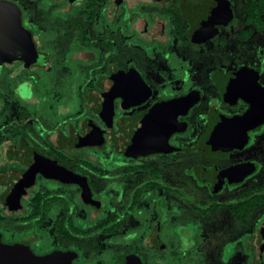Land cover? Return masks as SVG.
<instances>
[{"label": "flooded vegetation", "instance_id": "af4514ba", "mask_svg": "<svg viewBox=\"0 0 264 264\" xmlns=\"http://www.w3.org/2000/svg\"><path fill=\"white\" fill-rule=\"evenodd\" d=\"M210 1L0 0L25 32L0 43V245L66 264H264V118L247 123L227 79L250 68L212 59L232 14L202 27ZM49 5L63 31L77 15L76 42L45 43ZM218 118L236 141L212 149Z\"/></svg>", "mask_w": 264, "mask_h": 264}, {"label": "water", "instance_id": "95a60500", "mask_svg": "<svg viewBox=\"0 0 264 264\" xmlns=\"http://www.w3.org/2000/svg\"><path fill=\"white\" fill-rule=\"evenodd\" d=\"M203 24L202 27H211L212 23L217 22L214 18L219 20H226L230 16V11L228 9L227 0H211L203 9ZM0 43H16L24 36V31L21 28L19 20V12L17 8L11 4H0ZM28 39V38H27ZM256 72L242 68L238 71L228 75L227 79L233 84L240 86L239 94L249 102L251 109L248 113V122L250 125L252 123H257L264 118V89L261 88L254 77ZM249 76V78L247 77ZM115 96L114 88H110L109 91V103L111 99ZM108 103V104H109ZM108 107V106H107ZM163 108V105L155 108L150 114L155 115L156 112L160 111ZM110 118L111 113H108ZM220 118L214 121L213 130L210 137L211 148L214 149L216 141L225 142V140L236 139L230 134H223L222 127H219ZM256 125V124H255ZM218 127V128H217ZM253 127V126H251ZM245 134V132H242ZM229 136L231 137L229 139ZM241 137V136H240ZM239 139V138H237ZM241 139H243L241 137ZM246 140V134L244 136ZM244 142V141H243ZM240 143L239 145H241ZM227 145H225L226 148ZM236 145H231L234 147ZM70 180H75L79 182L78 178L75 176H70ZM82 185V184H81ZM83 186V185H82ZM87 187V186H86ZM0 264H66V260L69 258L64 254H51L44 257L35 256L30 251L23 249L22 247H13V246H3L0 245ZM3 259V261H2ZM119 264H141L135 257L128 256L122 258L118 261Z\"/></svg>", "mask_w": 264, "mask_h": 264}, {"label": "rangeland", "instance_id": "374dc122", "mask_svg": "<svg viewBox=\"0 0 264 264\" xmlns=\"http://www.w3.org/2000/svg\"><path fill=\"white\" fill-rule=\"evenodd\" d=\"M246 0H229L230 4V12L232 14V22L228 26H222L221 28L228 29V33H230V38L226 37V42L224 46H217L212 59L214 61H221L225 65H228L226 61L230 60L232 62L233 67L242 66L248 67L250 69H255L259 72V81L262 85H264V26L261 30L255 31L251 36L246 39L242 38L240 35V31L245 30L246 27L243 24V6ZM52 6L49 7H39L38 13L36 15V21L40 28H56L58 31H54V37H47L45 39V43H56L59 45H70L73 42L77 41V26L75 25V21L77 20V15L72 14V17H69V21L71 23L70 28H73V31H63L66 27L63 22L56 21V17L59 15H54L52 12ZM60 20V19H59ZM264 20V17H263ZM69 28V27H68ZM50 31H46L48 34ZM69 32V37L65 38L63 36L65 33ZM114 31H104L105 38L114 39ZM59 38V39H57ZM116 40V38H115ZM127 61H123L122 64H125ZM209 62L206 61V63ZM203 73V72H202ZM204 84V83H202ZM61 94L58 92V97ZM48 115V114H47ZM43 122V121H42ZM8 133L10 135H16L17 132L13 130L11 126H8ZM6 134V132H5ZM3 139V133L0 132V141ZM261 161H264V157H261ZM261 172L255 177V181L264 180V162L263 167L261 168ZM253 180H249L248 183H252ZM188 187V184L186 185ZM255 215H259L264 213L263 209H258Z\"/></svg>", "mask_w": 264, "mask_h": 264}, {"label": "trees", "instance_id": "16d2710c", "mask_svg": "<svg viewBox=\"0 0 264 264\" xmlns=\"http://www.w3.org/2000/svg\"><path fill=\"white\" fill-rule=\"evenodd\" d=\"M264 0H246L243 6V24L246 27L247 33H242V37L246 38L255 31H259L264 26ZM264 187V186H262ZM253 198H251V202ZM255 204L251 203L250 210Z\"/></svg>", "mask_w": 264, "mask_h": 264}]
</instances>
